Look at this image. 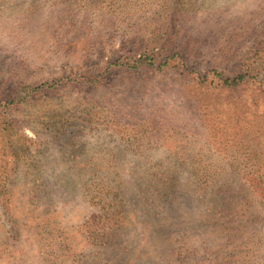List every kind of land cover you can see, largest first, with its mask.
<instances>
[{
    "label": "rangeland",
    "instance_id": "1",
    "mask_svg": "<svg viewBox=\"0 0 264 264\" xmlns=\"http://www.w3.org/2000/svg\"><path fill=\"white\" fill-rule=\"evenodd\" d=\"M263 39L264 0H0V89L99 75L172 40L196 70L233 75ZM173 76L10 111L33 142L3 154L0 133V264H264V92L228 100Z\"/></svg>",
    "mask_w": 264,
    "mask_h": 264
},
{
    "label": "trees",
    "instance_id": "2",
    "mask_svg": "<svg viewBox=\"0 0 264 264\" xmlns=\"http://www.w3.org/2000/svg\"><path fill=\"white\" fill-rule=\"evenodd\" d=\"M175 30H178L177 26L173 29L172 34L175 33ZM164 34H167V31ZM171 42L167 41L162 44L148 46L138 57L118 56L115 60L106 63L103 72L99 75L66 77L62 80L40 85H29L20 80H15L1 86L0 113L7 112L9 115V120L0 127L2 139L6 136L3 141L2 153L6 154L12 145L15 148L13 150L15 155L18 154V151L19 154H23L26 152L24 148L28 147L24 146V140L27 144L33 142L32 139L27 137L17 138L20 128L18 123L12 118V115L9 114L10 111H15L22 104L36 102L37 99L43 97L42 95H46L47 98L61 100L58 93L63 88H79L90 91V89L94 90L97 86L108 85L111 81L120 77L123 78L124 74L133 75L136 73L137 75L149 77L157 71L170 70L174 75L180 76L185 83L187 81L196 83L201 88L207 86L214 91H225L227 93L225 97L228 100L242 99L246 91L253 85L257 87V91L264 92V79L260 78L262 74L264 75V39L252 49L251 53L254 57L243 63L239 72L233 75H227L215 65L205 71L196 70L201 69L195 67L199 61L197 52L195 50L187 52L179 44H171ZM179 78L173 76L174 81L179 80ZM10 84L11 86L9 87ZM44 119H48L46 125L57 127V123H59L57 119H61V114H55L54 112ZM9 128L11 135L9 133L7 136L6 133L9 132ZM262 178L264 176L259 177L260 182H262Z\"/></svg>",
    "mask_w": 264,
    "mask_h": 264
}]
</instances>
